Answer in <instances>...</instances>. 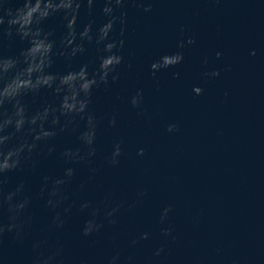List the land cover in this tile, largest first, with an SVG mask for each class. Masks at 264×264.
Here are the masks:
<instances>
[{
    "label": "water",
    "instance_id": "obj_1",
    "mask_svg": "<svg viewBox=\"0 0 264 264\" xmlns=\"http://www.w3.org/2000/svg\"><path fill=\"white\" fill-rule=\"evenodd\" d=\"M23 3L0 4V224L13 222L9 193L27 199L0 264H264V0H52L9 32L6 9ZM175 52L180 63L151 68ZM88 220L99 227L85 236Z\"/></svg>",
    "mask_w": 264,
    "mask_h": 264
},
{
    "label": "clouds",
    "instance_id": "obj_2",
    "mask_svg": "<svg viewBox=\"0 0 264 264\" xmlns=\"http://www.w3.org/2000/svg\"><path fill=\"white\" fill-rule=\"evenodd\" d=\"M4 0H0V4H3ZM117 3L120 2V0H116ZM63 3V0H62ZM43 5V7H42ZM53 4H52V0H24V3L22 5H18L16 6L14 9H6V14L8 16L7 19V23L10 26L9 28V32H11V26H15V25H19V28H17V32H19L21 29H25L26 25H30L33 22V18L34 17H43L48 15V9L53 8ZM58 7V5L56 6ZM150 5L148 7L145 8V11H149L150 10ZM106 13L111 12V9H105ZM113 19H115V17H113ZM111 22H109V24L105 25L104 28L102 29V31L105 32V35L107 34V30L109 28H111ZM4 23V16L0 15V24ZM25 34H27V32H25ZM71 42V41H69ZM187 43L191 44L193 43L192 38H189ZM107 47L110 49L112 47L111 44L107 45ZM180 47H183V43L180 44ZM40 48H45L47 50V48H50V45L45 46L42 42L41 43H35L33 45V47L31 49H29V53H33L38 51ZM217 56H220L221 53L217 52L216 53ZM183 60V53L182 52H175L173 54H165L161 57V59L158 62H154L151 65V68L153 70L158 69V68H164V67H168L170 65H175L180 63ZM207 61L205 60V63ZM120 63V58L113 55V56H109V57H105L102 61V68L107 69L108 71H106L104 73V77H107L108 72L112 71V68H109L110 65H114V64H119ZM5 67H7V64L5 65ZM33 69L30 66L28 68V71L31 72ZM155 74V73H153ZM80 76L82 79L84 78V73L83 70L81 71V73L79 74H74V73H69L67 76H65L63 78V82L67 83L69 81H75L77 76ZM174 75H178V73L174 74ZM205 75L208 76H217L219 75V73L217 71H212L211 73H205ZM48 79L50 78H45L44 82L47 83ZM113 80L116 79L115 76L112 77ZM105 83H107V79L105 78L104 80ZM82 88H89L90 87V82H88L86 79L84 81V83L81 85ZM193 91L196 94H200L202 92V89L199 86L194 87ZM140 100V93L138 92L135 96L132 97V104L133 106L137 105L138 102ZM69 97H65L64 98V103L62 105L63 108L68 109L69 111H76L77 113H81V112H85L86 110V102L85 101H77L75 99V96L72 97V103L70 104L69 102ZM77 104H79V107H77ZM22 123V121H17V127H19V125ZM112 124H115V119H113L111 121ZM88 124H89V129L87 131H85L82 134V139L84 140V142L86 144L91 145L94 139V120L93 117L89 116L88 118ZM177 125L172 123L168 125V131H174L176 130ZM3 138L0 137V140H2ZM95 149L93 148L91 150V152L89 153L94 154ZM144 149L140 148L138 150V155H143ZM121 155V146L120 143L117 142L114 145V150L111 154V158L109 160V163L115 165L118 164V157ZM12 156V153L10 152L8 155V158L10 159ZM8 165L5 164H0V170H2L4 167H7ZM12 166H15V162L13 163ZM65 174L67 176H71L73 174V170L71 168H68L65 170ZM55 183L60 184L63 183V180H57ZM17 191H19V189H17ZM55 191V189H54ZM15 193H9L6 197V200L8 201V210L9 212L12 213V215L10 216V219L13 221L12 223L8 224L7 226L0 224V234H2L5 231V227H7L8 231H12L13 229H18L19 225L16 223V218H17V214L20 212V210H22L26 204H27V199L23 200V201H18L16 203H12V197ZM49 204H52V201L49 200ZM82 207H87V204L82 205ZM116 211V208L111 209L110 211L107 212L108 216H112L113 213ZM169 211L168 208L164 209V214L161 216V219H164V217L167 215V212ZM95 215V213H94ZM57 219H59V217L57 216ZM115 221L112 220L110 221V223H114ZM62 223V221H61ZM99 227V225H97L95 223L94 220H88L85 223V226L83 228V234L85 236L89 235L90 233H92L94 230H96ZM165 234H168L171 232V229H164L163 230ZM19 234V233H17ZM148 237V233L145 232L142 234V238H147ZM133 243H135V241H133ZM36 245H34L35 247ZM162 251V249H157V254H159V252ZM56 254H53L52 256H48L45 257L43 260L39 261L38 264H51V261L54 259V256ZM117 260V256H113L111 258V260L109 261V264H115V261Z\"/></svg>",
    "mask_w": 264,
    "mask_h": 264
}]
</instances>
